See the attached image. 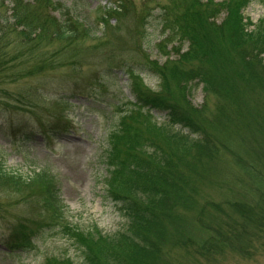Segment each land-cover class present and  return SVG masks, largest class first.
Wrapping results in <instances>:
<instances>
[{"label":"rangeland","instance_id":"1","mask_svg":"<svg viewBox=\"0 0 264 264\" xmlns=\"http://www.w3.org/2000/svg\"><path fill=\"white\" fill-rule=\"evenodd\" d=\"M102 1L37 0L33 7L39 9L38 12H41V8L50 12L53 5L60 4L70 10L74 8L89 15L95 39L90 43H97V39L104 34L103 38L108 42L106 47H112L114 51H121L122 47L132 49L134 43L131 33L135 19H131L130 12L146 16L144 7H153L155 5L153 2L163 6L178 7L191 0H130L131 4L127 7L129 11L122 18L121 24L116 30L102 27L100 18L103 13L96 10ZM221 1L224 0H214L213 2ZM111 3L119 5L117 1H111ZM202 3L207 4L208 0H202ZM80 7H83L81 11ZM222 7L224 5L216 6V10L211 9L208 13V15L214 16V19L211 20V23H214L212 29L219 30L218 27L225 18L232 25L230 29L236 30V32H240L243 25L247 24L248 30L253 32L254 38H260V43L259 45L255 44L254 51H252V46L248 47L250 58L245 59L242 56V51L237 49L239 45L229 37L232 30L224 28L222 31H214L220 33L217 34V38H215L216 35L211 36L209 31L203 34L201 43H205L206 46L212 43L211 46H208L210 49L206 51L210 56V62L209 64L205 61H203L204 64L197 63L196 68L203 76L204 82L206 80V84L202 85L197 82V79H194L183 85L182 91L180 87H173L176 93L173 96L175 97L174 102L182 107V111L188 117L192 118L193 123L199 128L198 130H201V135L192 136L185 126L169 125L164 113L152 112L158 124L163 126L148 122L142 124V119L135 117L129 119L126 124L132 128L131 138H125V136L121 138L122 133H120L118 141L120 164L124 157L137 165L146 161L147 154H151L153 151L160 154V151L165 150L168 153L163 143V135L166 133L173 135L178 131L190 134V139L213 140L217 149L214 159V156L210 159H207L206 155L202 156L204 177L201 179L194 176L195 174L192 172H187L188 167L196 164L194 161L197 159L195 152L192 151L185 157L180 155L178 159H171L179 171H183L187 178L195 183L196 193L191 192V202L187 209L176 210L179 219L185 223V230L183 225L176 226V228L171 226V229L177 230V233L172 241L164 243L161 261L158 262L159 258L158 264H264V228L257 227L254 222L249 225L248 219L236 211L240 203H252L255 206L257 202L259 204V201H264V197L258 192V184L254 185L252 181V175L255 179L259 176V180L264 175V161L261 160L262 157L264 159V35L257 32L260 25L264 27V0H252L245 9L242 8L240 11L231 8L228 14L227 11L222 10ZM53 11L54 16L61 20L58 12ZM188 13H198V11L192 9ZM7 14L6 9L0 6V15ZM156 26V22L153 21L151 28L148 27L146 31L145 23L142 29V38L138 40V43L152 60L158 61V67H163L167 56L163 54L161 48L164 47L166 52H170L168 60L174 61L177 59L174 50L179 48L176 44L179 38L168 46L164 44L158 46L164 39L168 42L171 37H168L167 33L162 34L161 21ZM231 35L234 33L232 32ZM229 41L232 44H229ZM215 44L218 47H215ZM55 46L57 47V45ZM226 48L227 50L224 51ZM179 49L180 53H184L186 49H189L188 43H182ZM125 55L131 57L127 53ZM180 65L189 68L193 64L180 63ZM59 75L63 74L54 73L51 75L46 83L47 91L58 88L57 85L61 83ZM167 78L169 79L168 76ZM164 79L146 73L143 74L145 85L140 82H136L134 85L135 87L139 85L137 87L140 90L142 88L146 92L161 94L166 91L164 87L162 89ZM115 81L117 85L111 91L112 94L104 95L101 99L105 103L115 102L119 105L123 102L122 92L128 97L130 94L126 76H117ZM26 85L29 84L16 82L13 85H7V88L10 91L19 92V90L25 89ZM131 85L133 86V84ZM186 89L189 90V94L183 98L182 102ZM49 97L46 94V100L41 102V105L48 109L52 107ZM114 99L115 101H113ZM0 101L2 100L0 99ZM78 108L71 115L74 117L73 122L77 129L75 136L78 138H66V140L58 142L53 151L48 150L40 141L30 143L20 149L12 148L8 143L9 122L1 120L0 162L6 173L19 175L23 179H27L32 175V172H36L38 169H48L57 178L59 195L66 206L65 219L83 231L98 228L106 237L87 235L72 240L61 234L47 231L37 239L36 248L29 253L19 257H6L0 251V264H44L45 258L48 257L68 258L73 264H85L82 251L89 254L99 251L102 254L103 251L112 252L116 249L119 250H116L113 255L118 254V264H131L129 246L126 244L123 248L117 239L112 241L114 235L124 229L126 222L118 212L116 204L107 196L108 190L112 194L117 192L111 190V187L109 188L108 179L105 181L107 168L101 158L106 148L109 127L112 128L113 124L118 121V116L114 115L108 121L111 111L96 102L85 103ZM41 114V109H32L31 111L21 109L15 114H8V116L12 118V121H21L26 117H31L32 121L27 122L28 127L34 128L36 124L33 119ZM12 115L16 116L12 117ZM41 118L48 119L46 115H41ZM126 139L132 142L130 156L125 155L127 150H125L122 140L126 142ZM253 142L255 143L252 147ZM172 148L174 147L172 146ZM237 157L238 159H236ZM249 164H252L251 168L255 172L247 171ZM199 169L202 170L201 167ZM0 207L9 209L14 216L18 214L21 217L22 215L31 217V207L17 200L13 188L11 191L9 188L0 189ZM227 226L229 227L227 228ZM219 228L225 231L223 235L228 243L223 244L219 240L221 247L208 250L210 254L206 253L207 251L201 252L195 242L196 238L197 241L205 239L216 242L215 237L211 236V232L215 234ZM206 229H210L209 234L206 233L209 237H205L202 233ZM3 234L5 235L4 227L0 221V238ZM191 243L194 245L191 246ZM102 261L99 259L98 262L97 259L96 264H104ZM132 264L144 263L142 260H137Z\"/></svg>","mask_w":264,"mask_h":264},{"label":"trees","instance_id":"2","mask_svg":"<svg viewBox=\"0 0 264 264\" xmlns=\"http://www.w3.org/2000/svg\"><path fill=\"white\" fill-rule=\"evenodd\" d=\"M33 2V5H35L37 0ZM247 3L248 0H227L220 4H215L211 0H208L206 4L202 3V0H191L178 7L163 6L161 8L159 6V18L160 21L162 20L163 33L168 32V37H171L164 45L172 44L178 38L180 43L179 48L185 42L189 45V49L185 53H180L179 48L174 50L177 55V59L174 61L168 60L170 52H166L165 48L162 47L161 51L167 56L163 67H158L157 62L148 60V56L142 51L141 45L138 43V40L143 35V25L146 23V26H149L148 18L152 16L151 14L155 7L147 8V14L144 11L146 17L148 16L147 19L141 14L136 17L132 33L135 46L132 52L136 56L135 59L144 70L157 75V77L166 79H164V85H162V89L164 87L166 91H163L161 94L146 92L142 88L140 90L137 84L138 87H136L139 90L135 85L131 86L132 92L137 96L140 103L166 112L169 116L170 125L185 126L189 129L192 136H200L201 130H198L199 128L193 123L192 118L188 117L182 111V107L174 102L173 99L175 97L173 96L176 93L173 87H180L182 91L181 87L194 79H197V82L202 83V85L206 84V80L204 82L203 76L196 67L197 63L204 64L203 61L209 64L210 56L206 51L210 49L208 46H211L212 43L206 46L205 43H201V38L208 31L211 33V36L216 35L215 38H217V34L220 33L214 31H222L224 28L228 30L232 26L229 20L227 21L225 18L226 21L224 20L220 27H218L219 30L212 29L214 23H211V20L214 19V16L208 15L209 11L211 9L216 10V6L224 5L222 10L224 12L227 11L228 14L231 8L240 11L246 7ZM4 4L6 5L4 6ZM156 5L159 4L156 3ZM0 6H3V9H6V12H8L7 15H0V86L14 84L15 80L22 79L23 77H32L31 75L35 73L38 74L46 69L59 67L54 64L55 62L72 67L80 64L77 55L79 56L81 51H85L86 48L84 45H80L77 50V47L81 42L85 43V41L89 40L87 29H78V23L76 24V30L72 29L75 27L72 23L60 25L55 22L53 17L49 16L47 10L41 8V12H38L39 9H35L32 4L24 3L22 0H0ZM192 9L198 11V13L189 14L188 12ZM106 27L110 26L105 25L104 28ZM138 28L141 30L139 31ZM111 30H116V28H112ZM82 32L84 36L79 35ZM232 32L234 35H231ZM232 32L229 34V37L233 38V41L239 45L237 49L242 51V56L245 59H249L250 52L248 47L252 46V51H254L255 44L259 45L260 43V38H254L253 32L248 30L247 24L243 25L240 32H236V30H232ZM257 32L260 35H264V27L260 25ZM144 35L146 34L144 33ZM255 39L256 41H254ZM229 44H232V42L229 41ZM107 45L108 42L102 38L96 44L91 45L89 48L87 47V50L93 54L92 51L98 50L100 47H106ZM215 47L218 46L215 44ZM67 49H70L71 52L77 50V53H74L76 55L73 56L71 54L72 57H69L60 52V50L64 51ZM226 50L227 48L224 51ZM180 63L193 65L185 68ZM110 64H113V62L111 61ZM133 80L135 83H139L137 77L133 78ZM185 92L186 94L183 97L181 96L182 102L183 98L189 94V90L186 89ZM135 117L142 119V124L146 122L153 124L144 116L136 115ZM135 117H131L130 119ZM120 128L119 133H122L121 138L123 136L131 138V127L124 124ZM189 135L179 132H175L173 135L164 134L163 143L168 153L165 150L160 151V154L153 151L151 154H147L146 161H142L137 165H134L125 157L122 158V164H120L118 154L120 135L112 141L107 158L105 157L108 164L113 167L109 173L110 178L108 177L107 185L109 184V188L111 187V190H116L117 193L112 194L108 190L107 195L116 204L118 212L126 222L124 229L117 232L112 241L117 239L123 245V248L126 244L129 246L130 250L128 252L130 254V261L132 262L142 260L144 264H158L161 261L160 257L164 243L172 241L177 233V230L173 231L171 226L176 228V226L183 225L185 230V223L182 222V219H179L176 210L188 208L191 202L190 194L191 192L196 193V186L195 183L187 178L183 171H179V168L171 159H178L180 155L185 157L192 151L195 152L197 159H194V161L196 164L188 167L187 172H192L195 174L194 176L201 179L204 177L202 156L206 155L207 159L214 156V159L217 153L213 140L207 141L200 138L194 140L190 139ZM122 141L125 145V150H127L125 155L130 156L132 152L131 140L126 139V142L125 140ZM254 143H252V147ZM261 160L264 161L263 157ZM251 166L252 164H249L247 171L255 172ZM3 172L0 168V189L9 188V191H11L13 188L17 200L21 202L27 203L31 202L29 199H35V203L41 205L43 212L49 214L50 219L55 223L51 222V226L55 225L53 229H58L59 232L72 240L87 235L99 238L106 237V235L97 230L83 232L76 227H69L68 224L64 223V220L62 221V218H60L62 208L57 201V194L54 189L55 185L46 172L38 173L35 177L28 178V180L9 176ZM252 181L254 185L258 184L260 189H258V192L264 197V175L261 176V180H259V176L255 179L252 175ZM237 207V213L247 218L249 225L251 222H254L257 227L264 228V201H259V204L257 202L255 206L252 203H240ZM41 217L48 220L46 216ZM60 223H64L65 225L60 227ZM224 228H226L225 225ZM209 230H203L202 233L205 237H209L206 235ZM224 232L221 228L216 230L215 234L211 232V236L215 237L216 242L205 239L197 241V238L195 242L201 252L207 251L206 253L210 254L208 250L221 247L219 240L223 244L228 243L225 240V235H223ZM222 240L225 241L223 242ZM192 245L194 244L191 243ZM115 251H103L102 254L99 251L93 254L82 251V256L85 264H96L97 259L98 262L99 259L103 260L104 264H118V254L113 255ZM44 264H73V262L68 258L48 257L45 259Z\"/></svg>","mask_w":264,"mask_h":264}]
</instances>
